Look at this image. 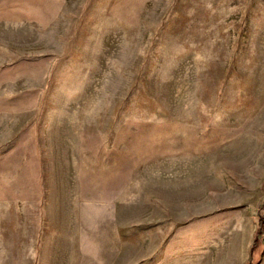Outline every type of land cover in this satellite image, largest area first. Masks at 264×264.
Here are the masks:
<instances>
[{
    "label": "rangeland",
    "instance_id": "1",
    "mask_svg": "<svg viewBox=\"0 0 264 264\" xmlns=\"http://www.w3.org/2000/svg\"><path fill=\"white\" fill-rule=\"evenodd\" d=\"M263 255L264 0H0V264Z\"/></svg>",
    "mask_w": 264,
    "mask_h": 264
},
{
    "label": "crops",
    "instance_id": "2",
    "mask_svg": "<svg viewBox=\"0 0 264 264\" xmlns=\"http://www.w3.org/2000/svg\"><path fill=\"white\" fill-rule=\"evenodd\" d=\"M263 257H264V255H263L262 258H261V262H260V264H264V263H262V259H263Z\"/></svg>",
    "mask_w": 264,
    "mask_h": 264
}]
</instances>
